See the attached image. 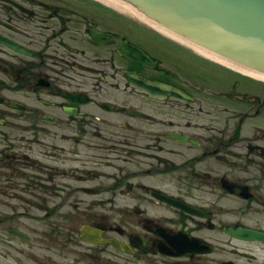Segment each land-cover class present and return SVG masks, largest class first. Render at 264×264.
Returning a JSON list of instances; mask_svg holds the SVG:
<instances>
[{
  "label": "flooded vegetation",
  "instance_id": "1",
  "mask_svg": "<svg viewBox=\"0 0 264 264\" xmlns=\"http://www.w3.org/2000/svg\"><path fill=\"white\" fill-rule=\"evenodd\" d=\"M99 112L130 136L116 145L141 157L130 206H0V264H264V80L100 0H0V147L11 137L2 128L41 124L75 127L72 147L87 146L89 117L104 139ZM21 115L30 122L17 128L9 119ZM3 152L0 179L23 177L12 169L28 161ZM76 155L82 165L70 173L104 166L102 155ZM41 161L33 164L57 188L64 171Z\"/></svg>",
  "mask_w": 264,
  "mask_h": 264
},
{
  "label": "rangeland",
  "instance_id": "2",
  "mask_svg": "<svg viewBox=\"0 0 264 264\" xmlns=\"http://www.w3.org/2000/svg\"><path fill=\"white\" fill-rule=\"evenodd\" d=\"M97 114L105 121V123H101L99 129L104 139L100 140L94 135V131L98 130L97 125L95 126L98 122L93 117H89L85 121L86 124H89L87 127L88 136L83 139L89 140L87 146L72 147L79 143L76 139L80 138V135H78L80 132L75 130V127L66 131L50 130L43 124L38 126L37 131L20 130L11 125L2 128L3 132L11 136L8 142L9 146L7 148L0 147L4 150L2 154L9 156L14 153L16 154V160L25 159L28 162H25L26 164L21 162L17 165V168L12 169L22 173L23 177L10 176L6 179H0V187L8 186L7 194H1L0 192V206H130L127 193L131 186L136 185L131 172L137 170L135 162L140 161L141 157L136 158L138 157L135 154L136 148L134 149L131 145L123 147L116 145L120 140H129L130 138L129 135L122 133L115 126V124L120 123L117 122L118 118L116 116L104 115L102 112ZM21 116H23L22 120L20 117L16 120L9 119L10 123L15 122L17 128L29 125L30 121L26 116ZM113 131L120 133L122 136L115 137ZM81 148L84 151L86 150V155L104 156V166L98 161H93L88 163L90 168L86 173H70V167L74 168L82 165L79 161L81 159L71 156V151L74 154H80ZM119 148L121 150L115 152ZM124 148L128 149V157H124L125 155L122 154ZM132 149H134L133 155H131ZM55 155H57V158L60 155L65 156L62 161L53 163ZM40 160H42L40 164L49 165L50 168L56 164L58 168L61 167L64 171L63 174L58 173L56 178L57 188L50 186V183L47 182L49 177L43 175V172H39L40 170L44 171L45 166L39 169L33 164L34 161ZM145 182L147 181L145 180ZM148 183L156 186L158 182L151 179ZM82 187L97 188L101 190V193L99 195H89L82 191ZM26 221L31 226L37 225L32 221ZM29 225L23 226L29 227ZM36 228L40 231V226Z\"/></svg>",
  "mask_w": 264,
  "mask_h": 264
},
{
  "label": "water",
  "instance_id": "3",
  "mask_svg": "<svg viewBox=\"0 0 264 264\" xmlns=\"http://www.w3.org/2000/svg\"><path fill=\"white\" fill-rule=\"evenodd\" d=\"M103 1L199 53L264 78V0ZM123 49L149 60L128 46ZM137 83L152 89L147 82Z\"/></svg>",
  "mask_w": 264,
  "mask_h": 264
},
{
  "label": "bare ground",
  "instance_id": "4",
  "mask_svg": "<svg viewBox=\"0 0 264 264\" xmlns=\"http://www.w3.org/2000/svg\"><path fill=\"white\" fill-rule=\"evenodd\" d=\"M100 1H103V0H100ZM103 2H105V1H103ZM106 4H108V5H111V4H109V3H107V2H105ZM111 6H113V5H111ZM113 7H115V6H113ZM115 8H117V7H115ZM117 9H119V8H117ZM121 10V9H120ZM144 23V22H143ZM150 26V25H149ZM160 32V31H159ZM162 33V32H161ZM167 36V35H166ZM172 39V38H171ZM174 40V39H173ZM176 41V40H175ZM176 42H179V41H176ZM179 43H181V42H179ZM182 44V43H181ZM184 45V44H183ZM197 52V51H196ZM199 53V52H198ZM199 54H201V55H203V56H205V57H207V58H210V59H213V58H211V57H209V56H206V55H204V54H202V53H199ZM213 60H216V59H213ZM216 61H218V60H216ZM220 62V61H219ZM223 63V62H222ZM225 64V63H224ZM225 65H228V64H225ZM228 66H230L231 68H234V69H238V70H240V71H242V72H244V73H246V74H248V75H251V76H254V77H256V78H260V79H262V80H264V78L263 77H260V76H257V75H255V74H252V73H250V72H247V71H244V70H242V69H239V68H236V67H234V66H231V65H228Z\"/></svg>",
  "mask_w": 264,
  "mask_h": 264
}]
</instances>
